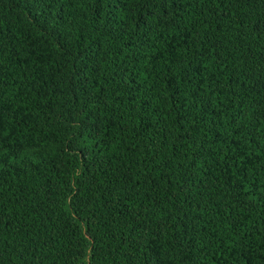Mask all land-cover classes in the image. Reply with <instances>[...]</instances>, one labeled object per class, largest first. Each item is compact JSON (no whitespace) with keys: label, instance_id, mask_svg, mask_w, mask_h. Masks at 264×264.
<instances>
[{"label":"trees","instance_id":"trees-1","mask_svg":"<svg viewBox=\"0 0 264 264\" xmlns=\"http://www.w3.org/2000/svg\"><path fill=\"white\" fill-rule=\"evenodd\" d=\"M263 25L264 0H0V264H264Z\"/></svg>","mask_w":264,"mask_h":264},{"label":"rangeland","instance_id":"rangeland-1","mask_svg":"<svg viewBox=\"0 0 264 264\" xmlns=\"http://www.w3.org/2000/svg\"><path fill=\"white\" fill-rule=\"evenodd\" d=\"M264 27V25H263ZM23 145L21 146V148H26V149H41L40 146H35L33 144H28V143H22Z\"/></svg>","mask_w":264,"mask_h":264}]
</instances>
